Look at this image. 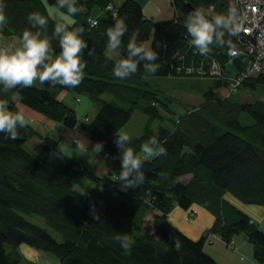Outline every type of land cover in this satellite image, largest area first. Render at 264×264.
<instances>
[{"label":"trees","instance_id":"1","mask_svg":"<svg viewBox=\"0 0 264 264\" xmlns=\"http://www.w3.org/2000/svg\"><path fill=\"white\" fill-rule=\"evenodd\" d=\"M170 2L172 18L154 21L133 0H125L117 8L111 4L115 16L106 10L107 0H76L81 10L72 14L70 26L82 29L80 35L88 44L81 52L86 67L80 84L67 87L39 81L40 87L18 85L0 91V98L7 100L11 110L16 111V96L24 107L68 129L79 122L75 106L62 102L60 92L73 94L74 103L83 97L98 104L92 121L79 127L92 141H103L100 155L111 163L106 174L98 175L62 153L53 137L40 136L27 122L15 140L0 133V264H20L18 248L23 244L53 255L58 264H217L204 251L205 241L211 243L210 236H215L229 246L239 235L251 245L256 263H264V232L256 217L232 200L261 207L264 214V100L246 102L238 95L242 88L254 92L264 86V76L246 78L241 88L231 93L218 79L177 73L181 53H186L182 60L186 65L192 60L198 65L202 58L199 52L193 57L197 49L184 27L186 14L200 10L206 16L210 12L208 17L213 18L233 5L230 0ZM56 5L57 0H7L9 21L0 29V47H11L4 41L8 38L20 44L22 31L30 27L29 12L38 10L48 16V7ZM95 10L100 14L94 16ZM121 17L128 30L115 52L120 58L126 56L130 40L151 46L159 65L155 73H146L141 61L130 76L113 75V65L120 58L107 55V30ZM90 19L97 21L95 26H90ZM56 22L49 17L46 31H41L51 37L52 48L58 52V39L52 36ZM238 34H226L224 43L214 41L206 54L221 65L231 63L237 73L248 66L243 55H229L228 42L238 48ZM169 76L214 82L203 92L204 103L199 109H187L176 117L168 108L170 98L162 96L152 80ZM136 111L146 117L141 134L131 136L130 146L136 155L143 156L142 145L152 136L166 150L144 160L143 185L122 191L115 181L120 149L114 137ZM164 120L171 128L162 126ZM32 138L39 142L41 157L25 146ZM184 177H188L185 182L181 181ZM175 208L184 212L203 209L213 217L212 224L192 240L169 221ZM27 216L40 217L57 237ZM119 234L132 240L130 251L114 239ZM176 242L180 248L175 247Z\"/></svg>","mask_w":264,"mask_h":264},{"label":"clouds","instance_id":"2","mask_svg":"<svg viewBox=\"0 0 264 264\" xmlns=\"http://www.w3.org/2000/svg\"><path fill=\"white\" fill-rule=\"evenodd\" d=\"M7 0H0V29L7 25L9 17L6 13ZM58 9H66L61 12L62 19L57 20L52 28V36L58 39L59 51L53 50L51 37L42 34L46 31L49 17L56 16ZM81 9L76 0H57V5L49 10V15L41 14L33 10L27 14L26 27L20 35V44L15 47H0V91L15 88L16 86H31L35 80L41 83L46 81L58 83L67 87H75L84 77L86 67L81 52L88 47L87 41L80 35L82 29L71 27L70 17ZM36 26H40L39 29ZM184 27L190 36V43L202 55L211 51L210 46L214 41L224 43L222 37L226 34L235 36L241 28L236 19V8L230 7L226 12L209 18L200 10H193L186 14ZM36 29V30H34ZM128 30V24L123 17L116 19L115 23L107 30V48L110 51H118L122 44V37ZM229 54L235 56L238 50L230 40ZM127 55L122 56L112 68L115 77L126 78L137 72L138 66L143 61V69L146 73H155L159 65L157 52L151 46H145L142 42L130 40L127 43ZM91 54V52H89ZM25 125V117L19 111L9 108L7 100L0 98V133L6 138L17 139L20 135L19 128ZM132 137L126 131L115 134L114 143L120 149V171L115 181L120 190L134 189L145 182V172L142 164L145 159L158 156L165 152V147L156 136L142 145L143 156H137L130 146ZM70 147V145L68 144ZM80 155L96 157L104 150L103 141H92L83 135L75 137V147ZM122 150V151H121ZM85 189L80 192H84ZM119 246L130 251L132 240L123 234L114 237ZM180 248L179 242L175 243Z\"/></svg>","mask_w":264,"mask_h":264},{"label":"crops","instance_id":"3","mask_svg":"<svg viewBox=\"0 0 264 264\" xmlns=\"http://www.w3.org/2000/svg\"><path fill=\"white\" fill-rule=\"evenodd\" d=\"M124 1L125 0H107V2L112 4L115 8L119 7ZM133 1L136 2L141 7L142 12L146 17L151 18L154 21L164 20V19H155V17L159 18V16H162L163 13L162 4L160 2L158 3L156 2V0H133ZM51 8L53 7H48V12ZM95 11L96 14L94 16L100 14L99 10H95ZM50 17L56 21L62 19L60 12L58 11L56 16L54 17L50 16ZM165 20H169V19H165ZM4 41H13L16 42L17 45H19L18 40L15 38L4 39ZM107 55H108V50H107ZM109 56L113 58L111 55ZM113 59L116 60V58ZM58 98L65 104L74 106L73 100L75 99V96L73 94L67 92H60ZM13 101L15 102L16 111H19L24 115L25 122H27L32 127V129L40 136L48 135L53 137L57 141L58 149H60L59 147L61 146L60 145L61 142L68 143L72 141L71 143L75 145L74 142L75 137L78 135H83L89 138L88 132L79 127V124L81 123H79L78 126H76L73 129H68L64 127L60 122L50 121L47 118L41 116L40 114L24 107L18 102L16 96H13ZM36 143L39 146L38 140H36ZM70 147L67 146V148H64V151L62 152H64L68 157L86 165L96 174L98 175L106 174L110 169L111 163L106 159L102 158L100 153L96 157H88L87 155H80L78 149L73 150ZM197 212H198L197 217H195V219L192 222L188 223L184 221V211L181 210L180 208H175L170 213L169 219L171 223L177 229L183 232L186 236L195 239V238H199L203 234V232L208 227H210L213 221V217L210 216L208 212L202 209L200 211L197 210ZM210 241H211V245L206 247L205 252L208 253L216 261L217 264H258L253 258H246L243 260L239 258H232V259L227 257L224 258L225 256L223 258H216L215 254L217 250L223 248L222 245L224 243L215 236H210ZM213 241H216V243H213ZM232 248L236 250V252H244L245 254L248 255H250L252 251L251 246L248 245V242L243 237H235L232 240ZM18 249L22 256L20 264H58L56 258H50V255L42 253L30 246L23 244L20 245ZM227 253L229 254V256H232L230 252L227 251Z\"/></svg>","mask_w":264,"mask_h":264},{"label":"rangeland","instance_id":"4","mask_svg":"<svg viewBox=\"0 0 264 264\" xmlns=\"http://www.w3.org/2000/svg\"><path fill=\"white\" fill-rule=\"evenodd\" d=\"M156 2L158 3L160 2L162 4L163 13H162V16H159V18L155 17V19H164V20L170 19L173 16V12H174L173 7L170 3V0H156ZM93 13L96 14V11H93ZM206 14L208 16H211L210 12H206ZM5 42L6 44L11 45L12 47L18 46L16 42H13V41H5ZM108 55H111L113 58H116V60L120 58V55L118 53H116L115 51H110L109 49H108ZM181 55L185 56L186 53H181ZM152 80H153V83L156 89H159L161 91L162 96H166L170 98L171 103H168V105L170 106L168 108L173 112L174 116L176 117L183 116L186 113L185 110L187 109H192V110L199 109V107L204 103V98H203L204 93L203 92L208 88V85H211L214 82V80L212 79H204V80L193 79L192 80L189 78L174 77V76L154 78ZM33 84L37 85L38 87H40L41 85L39 80H35ZM238 95L242 101H246V102L253 101L256 99L264 100V86L259 85L256 88V91L254 92L246 88H242L240 89V92ZM162 99H163L162 97H159L158 100L163 102L164 100ZM14 106H15V102H14ZM74 106H75V113H76L77 120L79 123H82V124H88L89 122H91L93 117L96 115V113L99 110L98 104L91 103L90 101H88L87 99L83 97H80L79 102H75ZM145 120H146V117L143 114H141L139 111H136L134 112V114L132 115L128 123L124 127H122L120 131H126L130 136H139L142 132ZM162 126L166 128H171V124H169L166 120L162 121ZM71 142L72 141L68 143L61 142L60 144L61 146L59 147L61 150L60 149L59 150L61 152L64 151V148H67L68 144L74 148L75 145H73ZM25 146L27 149L34 150L36 157H41L43 155V152L41 148L38 146V144L36 143L35 139L33 138L30 139L26 143ZM187 179L188 177H184L182 178L181 181L185 182ZM232 200L243 211L251 213L254 217H256L258 227L264 232V214L262 213L263 208L258 207V206H252V205H244L241 202L233 198ZM196 210L200 211L201 209L198 208V209L191 210V211H195V213L192 216H189V212H184V221L188 223L192 222L195 219V217H197L198 215V212ZM27 219L33 223H36L46 228L51 235L57 237L49 228L45 226L43 220L40 217L27 216ZM235 237H242V236L239 235ZM197 239L198 238H195L192 240H197ZM213 243H216V241H213ZM210 245L211 243H209V241L206 240L205 245H204V251H206L205 250L206 247ZM248 245L251 246L249 243ZM222 247L223 248L217 250L215 254L216 258H223L224 256H225L224 258L226 257L231 258V259L239 258L241 260L246 259V258H253V251H251V254L248 255V254H245L244 252H236V250L232 248V245L226 246L225 244H223ZM227 251L230 252L232 256H229ZM47 255H50V254H47ZM50 258H55V257L53 255H50Z\"/></svg>","mask_w":264,"mask_h":264},{"label":"built area","instance_id":"5","mask_svg":"<svg viewBox=\"0 0 264 264\" xmlns=\"http://www.w3.org/2000/svg\"><path fill=\"white\" fill-rule=\"evenodd\" d=\"M230 4L236 8V19L241 25L238 34V54L235 56L243 55L247 59V69L237 73L233 67L231 68V63L221 65L218 60L208 55H202L198 65L194 64L193 60L186 65L182 61L184 56L180 55L181 65L176 68V71L200 78L218 79L224 84L227 92L234 93L241 88L246 78L264 76V0H230ZM106 10L111 11L115 16L114 7L111 4L106 6ZM89 23L90 26H95L97 21L90 19ZM198 54L197 50L193 51V57ZM104 157L107 158L108 154L105 153ZM188 212L189 216L195 213V211Z\"/></svg>","mask_w":264,"mask_h":264}]
</instances>
